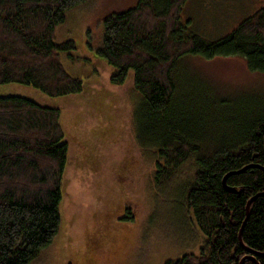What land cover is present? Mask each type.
<instances>
[{
	"label": "trees",
	"instance_id": "16d2710c",
	"mask_svg": "<svg viewBox=\"0 0 264 264\" xmlns=\"http://www.w3.org/2000/svg\"><path fill=\"white\" fill-rule=\"evenodd\" d=\"M87 1L0 0V84L32 85L52 97L82 91L83 80L63 60L75 41L59 42L56 31ZM187 2L139 0L108 16L97 53L112 66L113 84L134 75L136 138L157 154L155 181L168 182L193 164L179 202L204 243L199 253L163 264H240L251 256L264 264V106L232 112L215 104V110L179 69L187 54L240 56L264 75V7L208 41L183 19ZM60 118L56 106L0 96V264L34 263L60 230L69 147ZM242 169L227 177L237 190L229 192L223 179ZM241 230L245 247L255 253L241 244Z\"/></svg>",
	"mask_w": 264,
	"mask_h": 264
},
{
	"label": "rangeland",
	"instance_id": "374dc122",
	"mask_svg": "<svg viewBox=\"0 0 264 264\" xmlns=\"http://www.w3.org/2000/svg\"><path fill=\"white\" fill-rule=\"evenodd\" d=\"M138 1L89 0L74 8L56 31L59 42L75 41V50L64 52L63 60L83 80L82 91L52 97L32 85L0 84V96L22 95L58 107L63 141L69 145L62 224L32 264H163L184 253H199L204 243L179 202L193 164L182 166L168 182L155 181L157 154L143 149L136 138L140 97L134 75L113 84L112 66L97 53L105 19ZM263 7L264 0H188L182 17L189 19L190 30L213 41ZM179 69L215 110V104L232 112L264 106V75L249 70L244 57L187 54Z\"/></svg>",
	"mask_w": 264,
	"mask_h": 264
},
{
	"label": "water",
	"instance_id": "95a60500",
	"mask_svg": "<svg viewBox=\"0 0 264 264\" xmlns=\"http://www.w3.org/2000/svg\"><path fill=\"white\" fill-rule=\"evenodd\" d=\"M251 167H255V166H251ZM245 170H246V169H242V170H240V171L230 173V174L226 175V177L223 179V183L225 184V187L227 188V190H228L229 192L237 193V190L234 189V188H232V187H229V186L227 185V183H226V179H227V177H228L229 175H233V174H237V173H240V172H244ZM254 199H255V197H254V198H251V199L249 200V202H248V206H247V215H248L249 208H250V206H251V202H252ZM248 217H249V215H248ZM248 217H247V218H248ZM241 235H242V230L240 231L239 238H240V242H241V244L245 247V245H244V243H243V240H242V238H241ZM245 249H248V248L245 247ZM248 251L255 253L252 249H251V250L248 249ZM247 259L254 260V261L256 262V264H259V262H258L257 260H255V258L252 257V256H251V257H243V258L241 259L240 264H244V263L247 261Z\"/></svg>",
	"mask_w": 264,
	"mask_h": 264
},
{
	"label": "crops",
	"instance_id": "0c3cea01",
	"mask_svg": "<svg viewBox=\"0 0 264 264\" xmlns=\"http://www.w3.org/2000/svg\"><path fill=\"white\" fill-rule=\"evenodd\" d=\"M65 63H66V61H65Z\"/></svg>",
	"mask_w": 264,
	"mask_h": 264
}]
</instances>
